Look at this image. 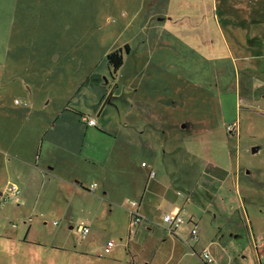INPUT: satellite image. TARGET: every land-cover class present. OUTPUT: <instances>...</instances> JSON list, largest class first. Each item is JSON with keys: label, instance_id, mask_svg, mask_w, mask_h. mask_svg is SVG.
I'll list each match as a JSON object with an SVG mask.
<instances>
[{"label": "rangeland", "instance_id": "374dc122", "mask_svg": "<svg viewBox=\"0 0 264 264\" xmlns=\"http://www.w3.org/2000/svg\"><path fill=\"white\" fill-rule=\"evenodd\" d=\"M226 3L230 7L234 2ZM45 4L47 60L71 56L80 68L83 50L100 46L94 55L98 59L85 68L69 67L67 62V83L70 75L89 68L86 87H101L99 107L114 115L136 97L155 102L175 97L177 118L187 124L183 133L171 137L175 142L171 151L170 144L159 146L156 175L147 183L151 195L141 202L135 198L138 205L129 200L145 187L146 177L141 170L133 173L134 160L149 156V147L130 141L117 158L120 167L101 166L99 184L109 190L99 193L107 203L111 200L107 196L114 199L112 211L106 210V203L105 208L101 205L100 195L95 196L97 187L90 193L85 186L76 191L74 185L51 181L45 169L11 161L1 173L0 188L5 191L0 195V214L7 206L12 208L17 234L23 236L30 225L29 236L47 241V246L21 250L10 259L0 253V264H173L182 250L186 251L180 264H264V75H240L235 80L231 72L238 55L245 53L250 62L262 58L261 52L234 47L250 25L234 26L228 34L224 27L230 18L223 16L225 3L220 0ZM166 36L174 38L166 43ZM107 42L132 48L130 54L124 53L126 62L116 79L107 62ZM135 57L145 64V77L138 81L131 74ZM67 83L62 81L61 86ZM176 114L163 115L165 122L174 124ZM61 161L59 171L67 173L69 166ZM77 168L88 184L92 168L84 162ZM12 182L18 187L14 195L7 190ZM175 206L183 218L176 233L163 221ZM84 208L90 209L91 218ZM129 209H138V222ZM81 220L89 226L84 235L77 230ZM192 221L197 224V239L190 234ZM107 239L114 241L109 251L104 250ZM204 250L212 255L211 262L203 259Z\"/></svg>", "mask_w": 264, "mask_h": 264}, {"label": "crops", "instance_id": "0c3cea01", "mask_svg": "<svg viewBox=\"0 0 264 264\" xmlns=\"http://www.w3.org/2000/svg\"><path fill=\"white\" fill-rule=\"evenodd\" d=\"M220 1L225 3L223 16L230 18V22H226L224 27L228 34L232 33L234 26L250 25L246 36L242 38L240 44L236 42L237 46L234 47L261 52L262 57L261 60L250 62L245 53L238 55L239 61L233 63L231 70L236 76L235 80H239L240 75H264V5L262 4L264 0ZM228 1L234 3L229 7L226 3ZM45 3L46 0H0V184L1 173L4 171L5 174L7 164L17 160L19 163H28L40 170L45 169L51 181H63L74 185L76 191H83L85 189L79 187H88L91 182H96L95 196L100 195L104 200L101 205L105 208L107 204L106 210L112 211L114 199L107 196L111 199L107 203L100 194L109 190L106 184H99V180H102L101 166L104 164L110 169L120 167L117 159L119 154L125 150V146L130 141H134L140 144L141 148L149 147L148 151H150L149 156L136 158L135 167L132 166L133 173L141 170L146 177L145 187L132 198L141 202L144 196L151 195V188H147V183L150 175L153 177L156 175L153 167L160 162L159 146L170 144L171 151L175 143L171 137L183 133V128L186 127L187 123H180L179 117L177 118L179 103L174 100L175 97L171 99L159 97L156 102L136 97L131 100L125 111L117 108L115 115L110 109L104 112L105 106L99 107L103 98L101 87L97 90L86 87L90 85L89 68L70 75V83H67V62L69 67L76 68L72 57L68 56L67 60L65 56H61L58 62L54 57L47 60ZM234 10H236L235 16H233ZM222 31L224 32L223 29ZM166 37L168 38L164 40L166 43L174 38ZM109 44L110 42L105 43L108 52L121 47L120 42H111V46ZM99 48L100 46L93 47L94 50L90 51L88 47L83 50L82 66L76 69L85 68L97 60L98 57L94 55ZM131 51L132 48L129 47L124 53L128 55ZM124 55L121 66L126 62ZM76 62L79 63L78 60ZM133 65L131 74L135 75L136 81L142 80L145 77V67H143L145 64L135 57ZM117 71L113 79H116ZM62 81L66 82L67 86L62 87ZM134 86V90H137L136 85ZM236 103L241 106L240 102ZM165 114L169 116L176 114L175 123L169 125L165 122L163 117ZM84 116L93 117L95 123L89 124ZM148 128L152 131H148ZM63 159L69 166L67 173L59 171ZM143 161L145 164H142ZM83 162L92 168L88 172L89 177L92 178L88 184L83 180L86 176L77 168L78 163ZM151 171L154 173L151 174ZM4 191L0 188V195ZM88 191L90 193V188ZM115 201L121 204V199ZM84 210L87 217L91 218L90 209L84 208ZM13 214L9 206L0 214L1 256L10 259L21 250L35 251L36 245L47 246V241L29 236L30 225L23 236L17 234L14 228L16 224L12 220ZM182 251L173 264H180L184 260L186 250Z\"/></svg>", "mask_w": 264, "mask_h": 264}, {"label": "built area", "instance_id": "2783aa9c", "mask_svg": "<svg viewBox=\"0 0 264 264\" xmlns=\"http://www.w3.org/2000/svg\"><path fill=\"white\" fill-rule=\"evenodd\" d=\"M83 118L89 124L95 123V119L93 117L84 116ZM142 164H145V161H143ZM153 173L154 172L151 171V174ZM88 187L89 188L96 187V182H91ZM7 190L10 191L11 194H16L18 192V187L16 183L12 182L8 186ZM129 202L131 205H138V201L136 199H130ZM179 212H180V209L176 207L172 209V211L166 212L163 216V221L167 224V229L171 232L176 233L177 226L183 221V218ZM129 213L133 216V219L136 222L140 220L141 216H140V213L138 212V209H129ZM77 230L81 235H84L89 231V226L84 222H80L77 225ZM190 234L192 238L194 239L198 238V229H197V224L195 221H192V225L190 228ZM113 245H114V241L112 239H107L106 244L104 246V250L109 251ZM202 257L207 262H211L213 260L212 255L209 253L208 250H204L202 252Z\"/></svg>", "mask_w": 264, "mask_h": 264}, {"label": "trees", "instance_id": "16d2710c", "mask_svg": "<svg viewBox=\"0 0 264 264\" xmlns=\"http://www.w3.org/2000/svg\"><path fill=\"white\" fill-rule=\"evenodd\" d=\"M129 49L128 44H124L123 47L116 48L107 53V62L110 66V71L112 77H114L115 72L123 63V54Z\"/></svg>", "mask_w": 264, "mask_h": 264}, {"label": "water", "instance_id": "95a60500", "mask_svg": "<svg viewBox=\"0 0 264 264\" xmlns=\"http://www.w3.org/2000/svg\"><path fill=\"white\" fill-rule=\"evenodd\" d=\"M252 150H255V147H253Z\"/></svg>", "mask_w": 264, "mask_h": 264}]
</instances>
